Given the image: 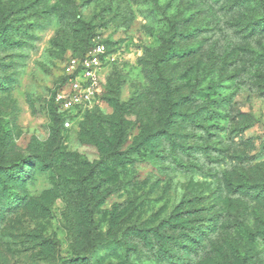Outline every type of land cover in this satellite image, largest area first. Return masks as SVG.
I'll return each instance as SVG.
<instances>
[{
    "label": "rangeland",
    "instance_id": "374dc122",
    "mask_svg": "<svg viewBox=\"0 0 264 264\" xmlns=\"http://www.w3.org/2000/svg\"><path fill=\"white\" fill-rule=\"evenodd\" d=\"M92 36L103 92L65 129ZM0 264H264V0H0Z\"/></svg>",
    "mask_w": 264,
    "mask_h": 264
},
{
    "label": "built area",
    "instance_id": "2783aa9c",
    "mask_svg": "<svg viewBox=\"0 0 264 264\" xmlns=\"http://www.w3.org/2000/svg\"><path fill=\"white\" fill-rule=\"evenodd\" d=\"M110 60L106 45L95 39L83 55L65 57L62 65L64 81L55 94V104L65 118V129L71 128L73 117L99 101Z\"/></svg>",
    "mask_w": 264,
    "mask_h": 264
},
{
    "label": "trees",
    "instance_id": "16d2710c",
    "mask_svg": "<svg viewBox=\"0 0 264 264\" xmlns=\"http://www.w3.org/2000/svg\"><path fill=\"white\" fill-rule=\"evenodd\" d=\"M94 36H92L89 41H88V46L87 49L81 53H76V54H70V55H75V56H80L83 55L92 45V40H93ZM175 39V33H173L170 38H169V45H172ZM107 47V46H106ZM108 50V47H107ZM109 52V51H108ZM64 81V77L62 76V82ZM168 88V89H167ZM166 88V93L169 97L170 95V87L168 86ZM105 89V94L102 97L106 102L109 103L110 107L113 109L114 114L113 117L110 120L106 121V124L109 126L110 130L112 133L115 134L114 136V140H116V136L118 134H120V131H118L121 128V123L124 122L123 118H122V113L124 114L125 111H123V107H121L119 99L117 97V85L116 84H112L109 88ZM141 98V97H139ZM141 100V99H140ZM140 103H138V101L134 100V102L132 103V108H137L139 106ZM56 108L58 109L57 105ZM175 112H172L170 110L169 116H174ZM59 116L61 117L60 120V126L63 127V122H64V116L62 114H59ZM64 128V127H63ZM95 136L96 132L93 131H89L88 133V137L90 135ZM94 138V137H93ZM105 138V137H102ZM190 221L186 218V215L183 214V212L180 211H175V213L173 214L172 218L170 221H168L166 227H164V233L166 232H172L173 236H171L170 238L168 236H166L164 238L165 241H168L167 244H170V246L168 247V249L165 251L166 255L170 256L171 259H174L175 257H177L179 260V263H182L183 260L179 257L178 254L174 253V250L177 248L178 252H180V248L182 245H180V241L182 238H184V236L186 237L187 232L190 230L188 227V224ZM164 233H162V235H165ZM178 233V234H177ZM155 238L160 240L158 237V234H154ZM161 240L163 241V237L161 238ZM238 252V250L232 248L230 251L229 250H224V249H220L219 253H221L222 255H224L225 257L227 256H235V254ZM236 257V256H235Z\"/></svg>",
    "mask_w": 264,
    "mask_h": 264
}]
</instances>
